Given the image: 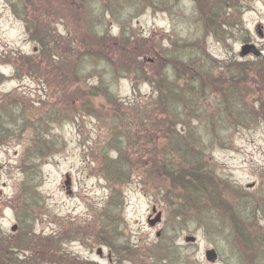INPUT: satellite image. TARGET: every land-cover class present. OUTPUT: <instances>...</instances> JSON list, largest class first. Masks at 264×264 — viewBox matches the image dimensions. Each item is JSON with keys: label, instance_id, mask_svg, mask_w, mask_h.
<instances>
[{"label": "rangeland", "instance_id": "1", "mask_svg": "<svg viewBox=\"0 0 264 264\" xmlns=\"http://www.w3.org/2000/svg\"><path fill=\"white\" fill-rule=\"evenodd\" d=\"M183 49L217 63L190 99ZM183 161L215 204L180 201ZM159 243V264H264V0H0V264H156Z\"/></svg>", "mask_w": 264, "mask_h": 264}, {"label": "trees", "instance_id": "2", "mask_svg": "<svg viewBox=\"0 0 264 264\" xmlns=\"http://www.w3.org/2000/svg\"><path fill=\"white\" fill-rule=\"evenodd\" d=\"M121 38L122 39L120 40V43L124 44L125 46L122 48V51H123L122 53L127 57L126 61L131 62L133 66L135 67V70H142L141 66H138L135 64V62L130 61V59L133 57V51L131 49L133 40L127 43V40L125 39V37H121ZM97 41L104 43L103 49L105 50H109L112 47V43H111L112 40H108V37L99 38ZM173 54H174V57H171L169 61V63L171 64V68L174 69L175 71L178 70L181 75H184L182 71L185 72V79L183 80H188L185 84H189L190 82L194 83V85L190 88L191 90H189V95L188 96L186 95L185 98L190 99L192 97H197L199 92H198V88L196 89L197 87L196 85L200 83L201 81H210L211 79L209 77H211L210 74H212L210 71L205 70L206 68L204 67L202 62H205V61L209 62L210 65L211 63L213 62L216 63V62L212 58H204V57H200V55L196 56V50L191 51L190 49H183L181 52L177 50V51H173ZM140 65L143 66L146 64L144 62H140ZM233 65H235L237 68L240 66L237 64H233ZM122 66L125 68L130 67L129 64H123ZM212 70L213 69H211V71ZM182 78L183 76H176L175 81L181 80ZM150 83H151V86L156 88L159 92L164 91L166 93V98L164 99L166 103L167 102L172 103L174 97L177 96V92L175 90L169 91L165 89V87H163L162 85L155 84V82L152 80H150ZM175 89H177V87H175ZM102 90H109V88L108 86L101 83V85L96 89V92L94 93L93 96L106 99L107 95L105 94V92L104 93L101 92ZM163 97H164V94L159 97V100L160 102H162V104H164L162 100ZM108 99L110 100L111 97ZM164 115L167 116L168 114L164 113ZM195 165H199V164L188 162V165H187L188 167H186L185 162H184V165H180L176 163L174 164V173H173V176L171 177V181L175 183L176 186L180 187L183 190L182 191L183 193H181L183 197L180 199V201L183 202L184 206H188V209L190 211H192V208H193L192 207L193 205H191V202H195L197 204H199L200 202H204V203L210 202L213 205L219 200L218 197L220 196V195H214V193L212 194V188L214 186L212 184L211 178L207 176L208 174H205L204 172L200 171ZM186 196H191L193 199H189ZM178 213H181L182 215L183 211H178ZM229 214H232L233 218H235V221L237 223V220H240V221L242 220L243 218L242 214L244 213H242V208L239 209L236 206L235 210H233L232 212L229 211ZM181 215H178V218L181 217ZM244 219H246V217ZM239 233H242V232H239ZM110 242L113 243L112 241ZM159 245H162V243L158 244V246ZM120 249L123 250L124 248L120 247ZM169 249L170 250H167V246H162L160 250H158L157 256L161 257L160 262L164 261L163 260L165 258L164 252H168V253L170 252L172 254L171 258L173 257L177 258L175 257L172 249L171 248Z\"/></svg>", "mask_w": 264, "mask_h": 264}, {"label": "water", "instance_id": "3", "mask_svg": "<svg viewBox=\"0 0 264 264\" xmlns=\"http://www.w3.org/2000/svg\"><path fill=\"white\" fill-rule=\"evenodd\" d=\"M173 1L178 2L179 0H173ZM262 36L263 35L260 33L261 38H262ZM249 53H254L257 57L261 56V54L257 50H255L254 47L244 46L242 48L241 56L244 57V56L248 55ZM65 186L67 187V189L69 190L68 192L70 193V178H69V176L66 177ZM70 195H71V193H70ZM155 211H156V209L153 210V212H155ZM160 220H161V213H159L154 220L148 221V224L150 227H154L158 222H160ZM186 242L187 243H193V242H195V238L189 237L186 239ZM205 256H206L207 261H209L210 263L214 264V263L218 262V257H217V253L215 250L207 251Z\"/></svg>", "mask_w": 264, "mask_h": 264}, {"label": "flooded vegetation", "instance_id": "4", "mask_svg": "<svg viewBox=\"0 0 264 264\" xmlns=\"http://www.w3.org/2000/svg\"><path fill=\"white\" fill-rule=\"evenodd\" d=\"M158 234H160V233H158ZM99 253V252H98ZM112 254V253H111ZM111 254H109L108 255V259H109V262H111L110 264H113V260H112V255ZM103 257V254H101V258Z\"/></svg>", "mask_w": 264, "mask_h": 264}]
</instances>
